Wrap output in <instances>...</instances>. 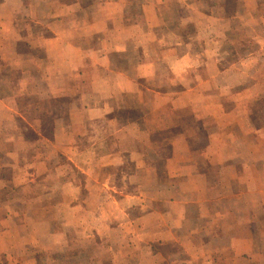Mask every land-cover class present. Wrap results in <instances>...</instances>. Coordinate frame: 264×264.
I'll use <instances>...</instances> for the list:
<instances>
[{"label":"crops","instance_id":"obj_1","mask_svg":"<svg viewBox=\"0 0 264 264\" xmlns=\"http://www.w3.org/2000/svg\"><path fill=\"white\" fill-rule=\"evenodd\" d=\"M133 1L0 0V39L12 40L0 41V81L11 82L14 64L33 51L32 63L52 69L47 80H89L86 118L106 120L101 155L95 139L84 151L82 133H71L68 158L78 168L86 159L84 182L16 187L0 179V264H52L54 255V264H255L263 253L255 200L264 207V125L252 105L260 96L253 66L264 65V0H145L127 24ZM172 2L178 21L169 24L162 8ZM235 43L251 49L231 57ZM64 134L56 122V138ZM2 138L14 145L13 131ZM26 192L37 194L20 210L14 197ZM29 202L61 208L57 222L94 243L77 252L62 234L48 243L44 232L14 242L16 225L52 223L27 214Z\"/></svg>","mask_w":264,"mask_h":264},{"label":"rangeland","instance_id":"obj_2","mask_svg":"<svg viewBox=\"0 0 264 264\" xmlns=\"http://www.w3.org/2000/svg\"><path fill=\"white\" fill-rule=\"evenodd\" d=\"M91 1L92 0H82L84 4L90 3ZM136 2L138 4L137 6L134 5ZM136 2L133 1V5L129 7L130 13L127 15V24H133L136 19H139V3H143L145 0H136ZM162 11L165 12L164 17L167 23L173 24L178 21L177 6L174 2L164 6ZM135 12L138 15L135 16ZM187 32L188 35L193 36L194 28L189 27ZM0 41L9 43L10 40L7 39L6 35H3ZM10 42H12V40ZM250 49V47L245 48L241 44L235 43L234 46L232 45L228 48L227 54L231 57H238L245 54L246 51ZM33 58V51H27L26 57L19 58L22 60L14 64L15 70L12 71V73L9 71V73H11L9 77L12 78V81H0V179L3 184L9 186L15 185L16 187L24 183L36 184L42 182L45 185L56 184L61 186L64 185L65 182H84L86 176L81 169H86V159L77 161L80 169L68 158L71 153L75 151V149H72L71 145V140L74 139L71 133H82V135L76 139L81 150L84 148V151H86L92 139H95L94 142L96 141V150H98V154L101 155V153L106 150L103 145V141L105 140L104 127H106V120L100 119L90 121L86 118V109L88 108L90 100V81H71L68 79H60L57 81L54 79L47 80L46 77L52 69H39L32 63ZM25 60L28 62H25ZM4 66L0 65V71L3 75H5L6 72ZM253 70L256 78L253 83L255 84L256 92H259L260 96L256 97L252 105V114L255 121L261 122L264 125V95L260 92L264 91V65L256 62L253 66ZM157 80L156 82L159 85H163L167 82L164 77ZM75 83L78 87H74ZM6 90H8L9 95H6ZM75 107H79L80 113L77 118L73 120L71 111ZM12 108L14 109V124L12 122L13 118L10 110ZM127 116V118L132 117L133 112L130 111L127 113ZM78 119L81 120L80 124L72 126L71 123H74ZM56 122L62 124L67 135L64 134V136L56 138ZM12 131L14 133V145L12 146L11 143L6 145L2 137L7 132L9 137H11ZM165 152L166 150L164 149L163 153ZM148 154L150 158H154L155 154L150 149ZM95 163L99 165L102 164L101 160H96ZM44 166L48 168H59V171H54L50 178L47 179L46 176L39 175V170L44 169ZM100 181H102V177H100ZM15 190H17V188H15ZM17 193L16 191L15 194ZM26 194H28V192L22 193L19 196L15 195L14 197L17 199L16 202H19L20 210L23 202L37 193L29 192V194H31L29 197H27ZM1 196L0 198H2ZM35 199L39 198L35 197ZM260 201L261 199L258 198L255 200L256 212L263 218L262 223L259 225L261 231L259 233L256 232V236L260 238L258 247L262 248L264 247V207H261ZM93 202L95 204H100L101 198L96 197ZM29 203L32 204L27 207L25 211L27 214L28 212L30 214H38V212H40V215H45V217L51 219L52 223L48 225H29L24 223L16 225V227L13 228L15 232L14 242L17 240L18 242H26L32 240L30 235L35 237L38 233L44 232L47 234L50 233L49 237L51 238H48V243L56 241L53 238V234H62L63 239L69 241L72 244V249L77 252L85 250V247L88 246L90 242L94 243V240L90 239V237L82 236L80 229H64L62 224L57 222L61 220L60 215H63L61 208L55 207L50 211L49 209L34 207V202ZM35 203L38 204V202ZM96 209H99L100 212L102 211V207ZM262 252V254L255 256V264H264V250ZM68 258L69 257L62 255L60 259L64 262ZM53 260H58V258L54 255L51 262L52 264H54Z\"/></svg>","mask_w":264,"mask_h":264}]
</instances>
